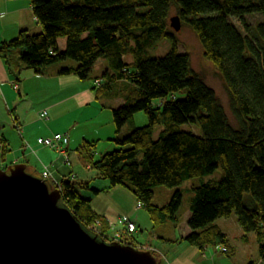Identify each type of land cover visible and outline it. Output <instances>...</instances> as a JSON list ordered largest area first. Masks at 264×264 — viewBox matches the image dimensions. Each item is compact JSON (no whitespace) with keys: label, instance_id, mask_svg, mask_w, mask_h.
Here are the masks:
<instances>
[{"label":"trees","instance_id":"obj_1","mask_svg":"<svg viewBox=\"0 0 264 264\" xmlns=\"http://www.w3.org/2000/svg\"><path fill=\"white\" fill-rule=\"evenodd\" d=\"M30 6L40 31L23 30L0 44V59L14 80L22 70L42 75L58 66V76L92 79L98 103L117 101L116 107H100L111 113L110 142L117 149L95 160L96 143L83 141L76 150L83 163L109 188H127L164 234L181 224L183 184L199 179L190 190L186 236L158 239L232 258L234 247L215 222L235 214L242 238L255 235L264 264V21L247 23L251 16L264 20V0H30ZM175 17L178 31L171 27ZM181 27L197 37L222 82L233 120L216 91L193 70L189 55L178 52ZM162 40L169 42L168 52L147 58ZM12 87L17 90V83ZM139 113L147 125L122 136ZM156 127L162 130L154 138ZM8 150L0 138L1 161ZM56 187L60 204L86 230L100 221L98 237L109 241L108 222L79 193L100 191L69 179ZM157 187L172 189L161 206L153 202ZM124 242L137 248L134 238Z\"/></svg>","mask_w":264,"mask_h":264},{"label":"crops","instance_id":"obj_2","mask_svg":"<svg viewBox=\"0 0 264 264\" xmlns=\"http://www.w3.org/2000/svg\"><path fill=\"white\" fill-rule=\"evenodd\" d=\"M23 30L29 33L39 31L31 11L30 0H0V44L13 39ZM58 44L60 48H63L64 43L59 41ZM56 73L53 69H46L42 75H36L32 71L22 70L16 81L0 59V138L6 140L9 149L2 158V162L8 166L23 165L30 173L41 177L45 172L49 177L47 180L54 186L65 179H77L81 175L79 173L84 175V181L93 175V171L83 163L76 152L83 141L95 142V152L101 149L102 153H106L105 151L116 147H112L114 145L110 142L115 131L111 119L107 121L111 116L106 118L107 122L102 123V119L96 120V123L91 124L92 128L75 134L79 127L91 123L89 121H93L96 115L102 116L104 110L99 107L95 99L91 83L82 82L75 76L61 77ZM15 82L17 90L12 87ZM40 93L46 95L44 99L41 97L39 100L35 97ZM88 110H90L88 115L75 118L77 112ZM42 111L48 114L45 120L40 118ZM48 121L49 124H47ZM57 133L67 134L69 137L65 154H59L36 142L39 138L50 137ZM75 166L79 168V172H76ZM93 181L98 183L100 179L95 175ZM100 184L105 185V183ZM104 189L106 192L102 195L108 201L104 207L100 206L98 197L92 194L87 199L90 200L96 214L108 223H111L112 210L118 213V216L121 213L133 215L139 210L132 195H127L118 187L105 186ZM93 200H95L94 204ZM132 215L121 217H128L132 221ZM185 216V221L175 230L174 239L185 237L188 233L187 228L183 232L180 231V227L187 224L189 214L185 213ZM121 230L117 225L115 230L109 229L108 235L113 236L119 231L125 240L134 238L136 247L147 249L154 256L156 254L157 263L162 264L158 255L163 251L147 244L141 247L136 241V232L127 235L124 230ZM177 244L178 246L183 244L185 247L176 255L175 264H198V262L203 264L208 260L206 254L210 250L200 253L184 242L178 241ZM211 253L218 260L222 258V255L215 250H211ZM211 262L215 264L212 258Z\"/></svg>","mask_w":264,"mask_h":264},{"label":"water","instance_id":"obj_3","mask_svg":"<svg viewBox=\"0 0 264 264\" xmlns=\"http://www.w3.org/2000/svg\"><path fill=\"white\" fill-rule=\"evenodd\" d=\"M60 201L58 187L25 166L0 168V264H158L150 251L100 240Z\"/></svg>","mask_w":264,"mask_h":264},{"label":"rangeland","instance_id":"obj_4","mask_svg":"<svg viewBox=\"0 0 264 264\" xmlns=\"http://www.w3.org/2000/svg\"><path fill=\"white\" fill-rule=\"evenodd\" d=\"M171 15L175 16L174 10L171 11ZM261 21H264L261 16H251V17L247 18V23H249V24H254L256 22H261ZM233 22H234V24L238 25L237 21L233 20ZM37 27L39 28V31H40V27L39 26H37ZM33 34H36V33H33ZM176 37L179 41L178 52L180 54L189 55L190 61H191V66H192L193 70H195L201 76H203L205 81L209 84V86H211L216 91L220 101L225 105V109H226L228 117L230 118V120H233L232 115L230 113V110L228 108V98L225 95V91H224V88L222 86V82L219 79V77L217 76V74L215 73L213 66L208 61H206L204 59L201 46H200L198 39L195 36V34L189 28L181 27V29L177 33ZM60 43H62V44L65 43L64 39L60 40ZM169 48H170L169 42L167 40H162V41L158 42L157 45L153 46L152 48H150L147 51V54H146L147 58L163 57L168 52ZM57 67H53V70L55 72H56ZM88 82L93 84L92 79L88 80ZM44 96H46V95L40 93V95H36L35 97H38V99L40 100L41 97H42V99H44ZM183 97H184V95L176 94L177 99H182ZM113 100H115V99H110V101H106V100L103 101L102 100L101 102L98 103V105H99V107L104 106L105 108L116 107L117 101H113ZM103 112L104 113L102 116H100V114H98V115H96V118L93 121H89L91 123H88L84 126L79 127L77 129L78 131H76L75 134H77L78 132L81 133L83 131H87L88 129L92 128L91 124L96 123L95 122L96 120L102 119V123L110 121V119L112 121V116H111L110 111L104 110ZM89 113H90V110L79 111L76 113L75 118H80L82 116H86ZM110 116H111V118H109V120L105 121L106 118H108ZM47 124H49V121L47 122ZM145 125H147L146 116L143 113L136 114L134 116V118L132 119V121H129L126 124V126L124 127V130L121 132V134H122V136H125L132 131L133 126H135L136 128H140V127H143ZM47 127L49 128L48 125H47ZM195 128H196L195 129L196 132H197V130L199 132V129L197 127H195ZM161 130L162 129L159 127L155 128L154 138H157V135ZM50 137H52V135ZM71 140L74 141L72 139V137H71ZM112 147H115V146H112ZM116 149H117L116 147L111 148V149H109V151H105V152L115 151ZM100 150H98L97 152L94 153L95 154L94 155L95 160H99L100 157L103 154H105V153H102ZM5 167H9V166L7 164H5V162H2L0 160V168L3 169ZM75 170H76V172H79V168H77V166H75ZM92 173H93V175L91 177H89V179H86V181H84L85 177H84V175H82V173H79L81 175L79 177H77V179L74 178V180H72V181H74L75 183L88 182L90 188H94V189L99 190L100 193L97 195H94L91 190H86V189H83V190L79 189V193L83 198H88V196L90 194L98 197L99 202H100V206L104 207V205L106 203H108V201L104 198V196L102 194H104L106 192V190L104 189L105 186L109 187L108 182L100 180L97 183V181L96 182L93 181L95 178L96 172L93 171ZM214 176H216L215 178L218 179L220 177V171H217ZM48 178L49 177H47V178L42 177V179H44V180H47ZM198 182H199V179L191 180L189 182L184 183L182 188H181L182 193H183L182 206L180 208V214H179L180 218H181V224L186 219L185 213H188L187 209L189 206V200H190V196H191L190 195L191 186L194 183L198 184ZM100 183H105V185L100 184ZM54 187H56V186H54ZM117 187L119 189H121L122 191H124L125 193H127V195H132L134 202L136 203L137 207L139 206L135 200L134 195L127 188L122 187V186H117ZM170 191H172V189H168L165 187L155 188L154 189L153 202L159 206L164 205L170 196ZM94 203H95V200H93V204ZM138 208H139V210L137 211V213H134L133 215L121 213V215L118 216V213H116L114 210H112L110 212L111 223L115 222L117 224L118 217L132 215V222L136 225V228H137V231L135 234V238H136L137 243L141 247H142V245H146V244L153 246L156 249L158 247L159 250L163 251L161 254L158 255L160 257V261L162 262V264H175L176 255L178 253H180L182 251V249H184L185 246L183 244H182V246H178L177 242L173 243L171 245L169 243L162 242L158 239L159 235L162 234V236L172 240V236L175 235L174 229L172 230V232L169 231L168 234H164L161 231L160 225L154 226L153 222H151V220H150L148 214L146 213L145 209L142 208L141 206ZM215 224L217 226H219L224 231V233L228 236V238L230 239L231 244L234 247L235 255L232 258H228V257L222 255V258L220 260H218V258L216 256H214L210 250L206 254L208 260L204 261L203 264H211L212 263L211 258L213 259V263H215V264H259L260 263L259 262V254H258V244L256 242L255 235L250 234L247 236V238L245 240L242 238L243 233L237 224L235 214H232V216H230L227 219H219L215 222ZM180 228H181L180 231L183 232L187 228V226L183 224ZM90 230L93 231L94 233H97L98 235H100L98 229H97L98 232H95L93 229H90ZM107 242H110V241H107ZM138 249L149 251L147 249H142V248H138ZM155 256H157V255L155 254ZM198 264H202V263L198 262Z\"/></svg>","mask_w":264,"mask_h":264},{"label":"built area","instance_id":"obj_5","mask_svg":"<svg viewBox=\"0 0 264 264\" xmlns=\"http://www.w3.org/2000/svg\"><path fill=\"white\" fill-rule=\"evenodd\" d=\"M15 87V86H14ZM47 116L46 111H42L40 113V118H45ZM68 136L65 134H54L52 137H45L37 139V144L46 148H51L58 152L59 154H65V145L68 143ZM43 178H47V173L42 174ZM140 207V206H138ZM117 224L120 226L122 230L125 231L127 235H130L136 231L135 224L128 217H120L117 221ZM117 224L108 223L109 229L115 230ZM100 227V221H95L94 225L91 227L95 232H98L97 229ZM121 230V231H122ZM97 234V233H96ZM110 242L111 241H119L125 244V240L122 238L119 231H117L113 236L106 237Z\"/></svg>","mask_w":264,"mask_h":264}]
</instances>
